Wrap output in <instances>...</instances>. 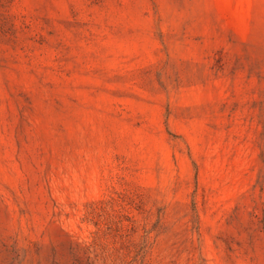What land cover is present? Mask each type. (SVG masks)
Listing matches in <instances>:
<instances>
[{
    "label": "rangeland",
    "instance_id": "374dc122",
    "mask_svg": "<svg viewBox=\"0 0 264 264\" xmlns=\"http://www.w3.org/2000/svg\"><path fill=\"white\" fill-rule=\"evenodd\" d=\"M0 264H264V0H0Z\"/></svg>",
    "mask_w": 264,
    "mask_h": 264
}]
</instances>
